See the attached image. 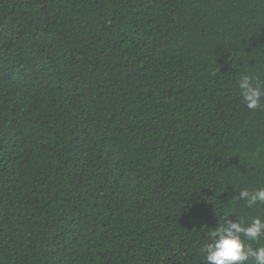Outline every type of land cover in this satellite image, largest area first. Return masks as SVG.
I'll use <instances>...</instances> for the list:
<instances>
[{"label": "trees", "instance_id": "trees-1", "mask_svg": "<svg viewBox=\"0 0 264 264\" xmlns=\"http://www.w3.org/2000/svg\"><path fill=\"white\" fill-rule=\"evenodd\" d=\"M242 74L264 0H0V264H205L220 217L264 218Z\"/></svg>", "mask_w": 264, "mask_h": 264}, {"label": "clouds", "instance_id": "clouds-1", "mask_svg": "<svg viewBox=\"0 0 264 264\" xmlns=\"http://www.w3.org/2000/svg\"><path fill=\"white\" fill-rule=\"evenodd\" d=\"M238 87L249 110L261 107L264 89L254 76L242 74ZM238 199L244 201L249 209L264 205V187L251 191L242 189ZM230 217L224 214L218 226L209 228V242L203 247L205 264H264V245L259 244L264 238V218L254 216L247 221L238 216L237 220ZM252 242L258 246L253 247Z\"/></svg>", "mask_w": 264, "mask_h": 264}]
</instances>
